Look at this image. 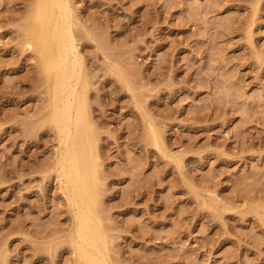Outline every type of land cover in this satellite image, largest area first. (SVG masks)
Wrapping results in <instances>:
<instances>
[{"label": "rangeland", "instance_id": "1", "mask_svg": "<svg viewBox=\"0 0 264 264\" xmlns=\"http://www.w3.org/2000/svg\"><path fill=\"white\" fill-rule=\"evenodd\" d=\"M32 1L0 0V264H76ZM68 3L109 263L264 264V0Z\"/></svg>", "mask_w": 264, "mask_h": 264}, {"label": "bare ground", "instance_id": "2", "mask_svg": "<svg viewBox=\"0 0 264 264\" xmlns=\"http://www.w3.org/2000/svg\"><path fill=\"white\" fill-rule=\"evenodd\" d=\"M73 27L68 0H33L23 32L26 45L37 53L38 70L48 93L49 121L59 139L54 166L73 213L69 238L76 264H110L98 213V163L87 115V83ZM151 139L157 145L153 130Z\"/></svg>", "mask_w": 264, "mask_h": 264}]
</instances>
